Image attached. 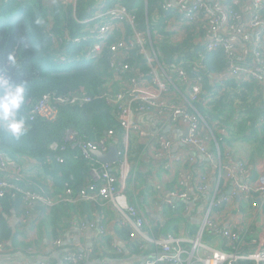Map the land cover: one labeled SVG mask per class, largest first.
Returning <instances> with one entry per match:
<instances>
[{"label": "built area", "instance_id": "2783aa9c", "mask_svg": "<svg viewBox=\"0 0 264 264\" xmlns=\"http://www.w3.org/2000/svg\"><path fill=\"white\" fill-rule=\"evenodd\" d=\"M63 1L73 5L76 2ZM168 8L177 14L164 21L170 44L183 43L190 36L198 48L191 58H184L181 53V59L176 63H161L155 46L157 40H153L150 27L146 23V28H139L135 13L121 3L104 7L101 0L92 16L79 20L80 31L71 40L79 47L74 54L61 46L62 39L52 37L59 62H65L70 55L95 64L106 60L105 74L112 81L101 96L116 107V118L123 129L120 141H110L113 132L109 130L98 141L73 142L72 148L84 158H94L101 164V169H92L94 182L78 191L67 188L66 200L109 203L119 215L120 224L131 227L132 238L138 236L158 247L152 256L130 264H264V157L251 166L236 159L228 150L221 154L218 146L214 152L210 151L212 132L196 106L204 94L205 74L212 80L211 94L221 92L229 80L238 84L254 81L264 94V0H169ZM158 37L160 34H155V38ZM213 51L223 54L225 68L209 73L203 62V52ZM64 100L59 97L56 102ZM88 100L89 97H72L69 102ZM207 102L203 98L201 103L206 105ZM35 115L46 120L56 117L57 108L48 95L34 106L31 116ZM141 116L143 120L148 117V126L142 124ZM132 134L148 146L144 160L163 163V169L172 171L177 164L187 161L195 165L198 158L205 157L215 179H223L228 188L231 187L228 194L218 185L210 187L209 175L194 167L196 176L192 171H186L179 182L181 188L164 195V200L170 204L174 200L187 202L186 213H190L191 203L195 200L204 207L194 234L152 238L144 231L145 217L138 206L129 202L126 194L127 180L134 172H131L128 160ZM67 138L72 141L74 136L69 133ZM110 144L117 148L118 161L114 167L98 161L91 154L95 150L106 151ZM56 148L57 144L51 145V149ZM55 160L63 162L61 157ZM37 167L35 159L24 157L15 161L0 152V169L10 170L13 179L24 178L27 168ZM257 169L255 180L250 182L252 172ZM13 188L10 180H0V197ZM246 196L252 198V214L260 216L257 221L253 217L252 221L258 234L262 233L252 241L245 239L249 227L243 226L242 222L235 220L223 224L216 220L219 213L238 210L240 199ZM24 197L29 208L37 203L43 206L53 203L51 197L36 192L26 191ZM37 217L38 213L32 215V219ZM76 224L81 229H94L99 237L106 233L100 223ZM204 233L214 235L216 241H205ZM54 243L59 246L61 241L57 239ZM117 251H120L119 247ZM84 255L83 251L73 250L64 254L63 259L76 263L85 258Z\"/></svg>", "mask_w": 264, "mask_h": 264}, {"label": "trees", "instance_id": "16d2710c", "mask_svg": "<svg viewBox=\"0 0 264 264\" xmlns=\"http://www.w3.org/2000/svg\"><path fill=\"white\" fill-rule=\"evenodd\" d=\"M99 3L101 0H76L74 5L63 0H0V75L10 77L14 83L23 82L27 87L25 104L20 110L25 118L26 131L16 139L8 132L6 123L0 121V152L10 160L20 161L25 157L38 162L33 172L28 171L31 174L26 172L25 177L20 179H13L10 170L0 169V180H10L14 185L13 189H7L0 197L1 252L19 244L18 235L25 234L27 230L36 228L44 232L47 241L55 242L63 237L71 223H96L93 219L103 201H68L66 189L76 192L94 182L92 169H101V164L94 158H84L72 148L73 142L98 141L109 130L113 132L110 141H120L123 129L116 118V107L101 96L112 79L105 74L106 60L95 64L70 55L65 62H59L52 37L62 39L61 46L66 52L76 53L79 47L73 45L71 40L80 31L79 20L92 16ZM102 3L104 7L121 3L135 13L139 28L144 29L148 24L153 40H157L155 46L161 63H176L181 59V53L184 58H191L198 50L190 36L183 43L170 44L168 33L164 31V21L177 14L168 8L169 0H102ZM157 33L160 34L159 40L155 38ZM203 56L209 73L225 68L224 56L220 51L203 52ZM212 88V80L205 74L202 99L208 102L203 105L201 99L196 106L212 132L209 150L214 152L218 146L221 154L227 150L235 153L233 149L242 151L245 157L236 159L252 166L258 158L264 157V94L261 87L254 81L238 84L229 80L221 92L211 94ZM44 95H48L57 108L53 120L31 116L34 106ZM59 97L65 100L56 102ZM72 97H89V100L69 102ZM69 133L74 136L72 141L67 138ZM52 144H57V148L51 149ZM237 145L241 146L238 148ZM146 149L148 146L132 134L128 160L131 172H134L127 180V198L141 209L147 205L150 197L154 198L165 209L166 218L164 224H159L153 231L147 226L144 231L152 238L168 234H194L197 225H190L187 220L185 207L188 203L174 200L167 204L157 194L164 199L165 192L181 188L179 182L186 171H192L196 176L194 167L204 160L198 158L195 165L187 161L182 165L177 164L174 180L160 190L148 184L147 171L144 170L155 163L151 159L144 160ZM56 157L63 158V162H57ZM180 172L183 175L178 174ZM26 191L49 196L53 203L50 206L37 203L29 208L24 197ZM37 213L39 217L32 219V215ZM85 217L89 221H85ZM116 233L125 241L127 253L120 248L114 256H139L146 247H149L148 254L143 256L149 257L158 251L153 243L140 237L132 238L129 226L120 225ZM203 239L211 243L216 241V237L209 233H204ZM102 241L108 247L114 243L111 237L100 236L99 244L87 253L89 258L92 253L101 252L104 248ZM30 246L31 242H26L23 247L31 249ZM62 260V264H85L86 261L84 258L76 263Z\"/></svg>", "mask_w": 264, "mask_h": 264}, {"label": "crops", "instance_id": "0c3cea01", "mask_svg": "<svg viewBox=\"0 0 264 264\" xmlns=\"http://www.w3.org/2000/svg\"><path fill=\"white\" fill-rule=\"evenodd\" d=\"M147 118L148 117L145 116L143 120V117H140L142 124L145 126L150 124ZM233 150L235 151V149ZM232 154L236 158L245 157L242 151H235V153L233 152ZM200 159L204 160V162L200 163L197 167L202 173L209 175V186L213 187L218 185L227 191V182L223 179L221 181H217L215 179V175L212 173V168L209 161L205 157H200ZM260 159L262 158H258L253 165L255 166ZM148 168L149 169H145L144 171H147V181L149 186L157 184L158 181H156L155 177L158 176L160 181L163 183L162 185L165 187V184H168L174 180L177 173L175 167L172 169V171L165 172H162L154 165L153 167L150 166ZM29 170L34 169L27 168V171ZM257 172L258 169L252 172V176H250L249 180L250 182L255 180ZM178 174L183 175L181 172ZM160 190H163V188ZM166 193L168 192H165L164 194ZM157 196H159L161 201L165 202L160 194H157ZM153 199L154 198L150 197L145 207L142 209L139 207L140 211L145 215L144 217L147 228H152V231L153 228H156V226L159 224L163 225L166 218L164 214L165 209L163 206H161L160 203L155 202ZM255 199L258 201L257 197H255ZM251 200L252 198L250 196H246L243 198V202L241 201L242 205L238 207V210L222 212L219 213L218 217H216V220L223 224H229L230 222L236 220L240 222V224L242 222L243 226L249 227V231H247L245 234V239L247 241L258 239V235L262 233L261 231L258 234V230L255 228V223L252 221L253 217H255V221H257L260 216H255L252 214L254 209L251 208ZM197 202L198 201L195 200L193 203H191L192 210L190 213H186V217L187 220L190 221V225L198 226L200 215L204 209V207L197 204ZM99 207L100 210L95 213V218L93 220L105 227L106 233L104 235L109 236L114 240L113 245L110 247H108L105 242L102 241L104 248L102 247L99 254L92 253L91 258H89V255H87V253H89V251H91L94 246L99 244V235H97V232L90 228L81 229L76 223H71V225H69L68 229L65 231V234H63V237L60 238L61 244L59 246H56L54 241H47L44 232L41 233L37 231L36 228L35 230L33 229L31 231H25V234L23 235H18L17 240L19 244L15 246H9L7 249H4L3 252L0 251V264H62V258L64 255L63 252L73 250H80L85 253V264H130L147 257L148 255H143L148 254L147 251L149 250V247L144 248L142 253L140 252L139 256H114L117 253L115 246L125 250V253H127L125 241L122 240V238H120V236L116 233V229L120 228L121 225L119 215L109 203L101 202ZM85 221L89 220L86 218ZM135 238L139 237L137 236ZM26 242H31V249H25L23 247L24 243Z\"/></svg>", "mask_w": 264, "mask_h": 264}, {"label": "clouds", "instance_id": "9594fccd", "mask_svg": "<svg viewBox=\"0 0 264 264\" xmlns=\"http://www.w3.org/2000/svg\"><path fill=\"white\" fill-rule=\"evenodd\" d=\"M26 92L25 83H14L10 77L0 75V121L6 123L8 132L16 139L26 131L25 118L20 114Z\"/></svg>", "mask_w": 264, "mask_h": 264}, {"label": "water", "instance_id": "95a60500", "mask_svg": "<svg viewBox=\"0 0 264 264\" xmlns=\"http://www.w3.org/2000/svg\"><path fill=\"white\" fill-rule=\"evenodd\" d=\"M168 129V127H167ZM166 129V130H167ZM92 156H94L98 161L102 163L114 164L118 161L117 148L114 144H110L106 151L102 152L101 150L92 151ZM231 187L228 188L226 193H230Z\"/></svg>", "mask_w": 264, "mask_h": 264}, {"label": "rangeland", "instance_id": "374dc122", "mask_svg": "<svg viewBox=\"0 0 264 264\" xmlns=\"http://www.w3.org/2000/svg\"><path fill=\"white\" fill-rule=\"evenodd\" d=\"M130 138H131V136H130ZM132 138H133V136H132ZM241 145H237V147L239 148ZM236 151V150H235ZM154 166H156V168H159L162 172L164 171L165 172V169H163L164 168V164L163 163H155L154 164ZM156 178V181H158L157 182V184H154V185H152L154 188H163L164 187V185H162L163 183L160 181V179L158 178V176H156L155 177ZM152 180H153V178H152ZM159 188V189H160ZM152 190H153V188H152ZM159 197V196H158Z\"/></svg>", "mask_w": 264, "mask_h": 264}]
</instances>
